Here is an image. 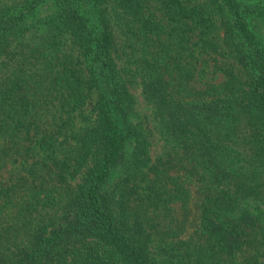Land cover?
I'll use <instances>...</instances> for the list:
<instances>
[{
	"label": "trees",
	"instance_id": "16d2710c",
	"mask_svg": "<svg viewBox=\"0 0 264 264\" xmlns=\"http://www.w3.org/2000/svg\"><path fill=\"white\" fill-rule=\"evenodd\" d=\"M106 1L0 0V264H264V0Z\"/></svg>",
	"mask_w": 264,
	"mask_h": 264
},
{
	"label": "rangeland",
	"instance_id": "374dc122",
	"mask_svg": "<svg viewBox=\"0 0 264 264\" xmlns=\"http://www.w3.org/2000/svg\"><path fill=\"white\" fill-rule=\"evenodd\" d=\"M102 1L104 5L109 4L110 6L112 4L106 0ZM255 22L256 26H254V30H257L259 28V30L262 32V30H264V18L257 17L254 19L253 23ZM201 63L202 65H199L198 69H196L194 73V79L196 80L197 84L200 85V83L202 82L210 83L213 82V80L218 81L219 77H222L220 74H218V70H216V68L212 66L213 61L209 59L208 55L203 56ZM132 92L134 94L137 110L140 112L141 116H147L148 119L151 120L152 124V112L154 107L144 98L141 84L137 83L132 88ZM85 107V112L90 113V105ZM180 123L181 122H178L177 124ZM147 137V149L145 154L142 150L135 148L138 142V140H135L136 138L134 139L132 135L126 136L124 154L113 168V174L110 178L109 183H107L105 189L111 190L115 186V183L119 181L120 183L125 184L130 177H132L134 180L139 181L143 178L144 172V178H146V181L145 183L141 181L142 184H153L152 181L154 179V172L149 170L146 166H154L158 163V159L161 158L159 156L164 157L163 141L162 139H160L159 135L156 134V132L154 131L152 133L148 132ZM33 159L27 160L26 165L30 166L32 164ZM22 162H10L7 164L6 169L4 170V178L7 179L6 182H8L10 176L11 178H14L18 171L22 172L26 176L28 175L27 172L23 171L24 164ZM69 182L71 183V185L73 184V180H69ZM60 193H62V190H60Z\"/></svg>",
	"mask_w": 264,
	"mask_h": 264
}]
</instances>
